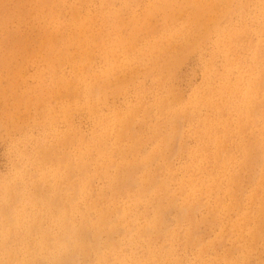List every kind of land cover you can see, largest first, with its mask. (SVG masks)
Here are the masks:
<instances>
[{
    "label": "rangeland",
    "instance_id": "rangeland-1",
    "mask_svg": "<svg viewBox=\"0 0 264 264\" xmlns=\"http://www.w3.org/2000/svg\"><path fill=\"white\" fill-rule=\"evenodd\" d=\"M211 1L0 0V264H264V0Z\"/></svg>",
    "mask_w": 264,
    "mask_h": 264
},
{
    "label": "bare ground",
    "instance_id": "bare-ground-1",
    "mask_svg": "<svg viewBox=\"0 0 264 264\" xmlns=\"http://www.w3.org/2000/svg\"><path fill=\"white\" fill-rule=\"evenodd\" d=\"M105 3H109L110 2V0H103ZM195 0H192V2H193V4L194 3H196V2H194ZM211 1V0H210ZM218 1H223V0H212L211 2H212V5H215ZM228 1V0H227ZM53 3H54V1H52ZM197 2H198V0H197ZM226 2V1H225ZM56 3H58V1L56 2ZM55 3V4H56ZM74 3V2H73ZM72 3V4H73ZM54 4V5H55ZM60 4V3H59ZM67 4V3H66ZM77 4V3H76ZM103 4V3H102ZM208 4V3H207ZM53 5V6H54ZM58 5V4H57ZM71 5V4H70ZM128 4H126V6H127ZM154 5V4H153ZM152 5V6H153ZM104 6V5H103ZM156 6V5H155ZM165 6V5H164ZM163 6V7H164ZM198 6H200V5H198ZM208 6V5H207ZM67 7V6H66ZM105 7V6H104ZM187 7V6H186ZM52 8V7H51ZM208 8H209V6H208ZM44 9V8H43ZM151 9H152V7H151ZM38 10V9H37ZM42 10V9H41ZM52 10V9H51ZM54 10V9H53ZM73 10V9H72ZM75 10H77L76 9V6H75ZM70 11H71V8H70ZM77 12V11H76ZM200 12H201V9H200ZM51 13V12H50ZM80 13V12H79ZM39 14V13H38ZM52 14V13H51ZM77 13H75V11H73V13H72V16H73V18L72 19H74V20H78L77 22H79V24H80V27H82V28H84V30L85 29H89V27L91 26L90 25V23L89 22H91V21H87V20H85V19H76L77 18V15H76ZM53 15V14H52ZM52 19H54L53 17H52ZM57 24V23H56ZM62 26H60V28H61ZM79 27V28H80ZM191 27V26H190ZM78 28V29H79ZM93 28V27H92ZM189 28V27H188ZM63 29V28H62ZM62 29H61V31H62ZM56 30L59 32V30L56 28ZM77 30V29H76ZM187 30V33H186V31L184 32V35H185V33H186V35H187V39H189V41H190V34L192 33L191 31H190V29H186ZM80 31V30H79ZM86 31V30H85ZM58 32H57V34H58ZM94 32V31H93ZM59 34H60V32H59ZM62 34V33H61ZM83 34V33H82ZM82 34H80L81 35V37H82ZM132 34V33H131ZM184 35H183V37H184ZM85 36V35H84ZM132 36H133V34H132ZM140 36V35H139ZM175 36H176V34H175ZM180 36H181V34H180ZM179 36V37H180ZM181 38V37H180ZM77 39V38H76ZM177 39V38H176ZM184 39V38H183ZM187 39H184L185 41L187 40ZM78 41H79V38L77 39ZM81 40V39H80ZM83 40V39H82ZM89 41V40H88ZM170 41H171V39H170ZM169 40H167L166 41V45H169V44H171V42H170ZM195 41V40H194ZM92 42V41H91ZM94 42V41H93ZM133 42V41H132ZM136 42V41H135ZM192 42V41H191ZM128 43V41H126L124 38H122L121 36L119 37V38H117L116 40H115V46L117 47H119V46H122V45H128L127 44ZM130 44H131V42H129ZM80 44V43H79ZM83 44V43H82ZM56 45V44H55ZM172 45L173 46H175L173 43H172ZM170 46V50L171 49H173V46ZM103 46V45H102ZM129 46V45H128ZM187 46V45H186ZM191 46V45H190ZM162 48V47H161ZM166 48V47H165ZM175 48V47H174ZM76 49V48H75ZM127 49H129V48H127ZM132 49V48H131ZM156 49H159V46H158V48H156ZM164 49V46H163V48H162V50ZM168 49V48H167ZM87 51V50H86ZM115 51V50H114ZM159 51V50H158ZM90 52V51H89ZM93 52V51H92ZM91 53V52H90ZM107 53V52H106ZM86 54H88V53H86ZM105 54V53H104ZM106 55V54H105ZM113 55V54H112ZM60 56V55H59ZM61 56H63V54L61 55ZM60 56V57H61ZM90 56V55H89ZM88 56V59L89 58H91V56L89 57ZM146 56V55H145ZM144 56V57H145ZM71 57H72V55H71ZM87 57V56H86ZM110 57V56H109ZM141 57V56H140ZM62 58H64V56L62 57ZM166 58H168L167 56H166ZM58 60H59V58H57ZM66 59L67 60H69L70 59V57L68 56V55H66ZM52 61H54V60H52ZM56 61V60H55ZM62 61V60H61ZM88 61V60H87ZM57 64H58V62H57ZM62 64V63H61ZM169 64V63H168ZM59 65V64H58ZM164 65V64H163ZM86 67L85 68H87V64L85 65ZM88 66H89V61H88ZM72 68H74V70H75V72L76 71H79V72H76V74H75V78L73 77V79H65L66 77H64V76H61L60 77V80H59V84H60V87H64V88H69V86H73L72 88H70V90H71V92L70 93H72V94H74V95H76V96H80V95H82V96H84V97H86L87 99H89L90 97H92L91 95H92V93H95V95H96V93H97V86H96V88H95V85H94V83L92 82V83H89V79H87L86 78V75H85V70H82L84 67H83V65H72ZM77 68H79V69H77ZM56 70V69H55ZM108 70V69H107ZM106 70V71H107ZM89 71V70H88ZM63 74V73H62ZM106 74L104 73V79H105V76ZM93 76V75H92ZM109 76V75H108ZM101 77H102V75H101ZM86 81H88V83L86 82ZM86 82V83H85ZM50 88V87H49ZM51 89V88H50ZM63 90V89H62ZM69 90V91H70ZM96 90V91H95ZM60 91V90H59ZM61 92V91H60ZM67 94V93H66ZM94 95V94H93ZM64 96V95H63ZM28 97V96H27ZM42 97V96H41ZM37 99V98H36ZM44 100V99H43ZM51 100H53V99H51ZM89 101H91V99L89 100ZM84 103V102H83ZM30 104V103H29ZM44 104V103H43ZM47 107H49V105L47 106ZM49 109V108H48ZM62 111V110H61ZM65 115V114H64ZM67 116V115H66ZM131 119V118H130ZM132 120V119H131ZM130 128V127H129ZM124 129V128H123ZM123 134V133H122ZM202 170V169H201ZM200 171V170H199ZM129 174V173H128ZM130 178V177H129ZM189 182H191V181H189ZM195 183V182H194ZM193 184V183H192ZM196 184V183H195ZM215 184H216V182H215ZM198 185V184H197ZM200 185H201V183H200ZM216 187H217V184L215 185ZM198 189V188H197ZM9 193V192H8ZM194 194V193H193ZM191 195V194H190ZM34 199V198H33ZM188 201V200H187ZM170 204V203H169ZM162 211V210H161ZM102 219L104 220V218L102 217ZM160 220V219H159ZM100 222H101V220H100ZM155 225V224H154ZM158 226V225H157ZM153 228V227H152ZM84 229V228H83ZM157 230V229H156ZM83 231L81 230V233H82ZM82 239V238H81ZM84 242H83V240H82V244L80 245V249L81 248H83L84 247ZM85 249V248H84ZM64 253H62L61 254V252H60V254L58 255V253L56 254V255H54V257H52V263L53 264H70V262H72L73 261V257H69V255H66V253H65V251H63ZM70 261V262H69ZM69 262V263H68ZM74 262V261H73Z\"/></svg>",
    "mask_w": 264,
    "mask_h": 264
}]
</instances>
